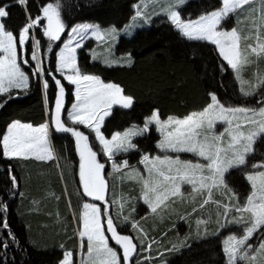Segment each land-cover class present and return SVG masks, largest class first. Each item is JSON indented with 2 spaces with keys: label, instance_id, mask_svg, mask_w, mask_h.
I'll use <instances>...</instances> for the list:
<instances>
[{
  "label": "snow or ice",
  "instance_id": "snow-or-ice-1",
  "mask_svg": "<svg viewBox=\"0 0 264 264\" xmlns=\"http://www.w3.org/2000/svg\"><path fill=\"white\" fill-rule=\"evenodd\" d=\"M18 2L27 7V0ZM185 3L186 0H153L154 6L149 11L146 0H138L131 23L102 27L94 22L66 24L62 16L65 6L61 0H53L42 6V16H29L26 25L16 30L10 29L7 26L9 21L4 19L10 16L9 5L0 6V94H7L6 99L0 101V107L13 95H19L14 89L27 90L32 75L47 90L49 79L45 74L53 71L61 74L60 78L51 77L58 95L54 97L50 120L39 126L18 119L12 121L0 140L2 155L58 161L50 131L67 133L74 139V151L79 157L81 195L94 201L84 202L78 216L74 213L79 222V248L85 257L80 264H140L138 243L141 251H147L155 240L144 248L147 232L139 220L131 216L135 207L131 206L128 214H124V205L141 199L151 214L162 216L178 201L183 202L185 195L195 200L196 194L202 199L193 206L192 212L197 207L203 209L210 201L217 206L214 221L217 227L212 230L207 227L211 217L208 220L197 218V234L207 237L211 232L212 236H217L221 229L229 228V233L222 238L225 264H264V153L258 160L253 155L258 141L264 146V72L258 70L254 79L242 75L245 66L258 64L264 57V0H222V6L196 18L182 16ZM161 14L186 40L215 46L218 56L227 62L219 63L220 72L226 73L229 68L233 71L239 93L245 99L231 103L227 93L222 98L213 88L209 91L210 102L199 111L183 117L169 115L161 118L159 109H155L145 117L142 126L133 124L123 131L111 133L109 138L101 130L105 117L111 114L114 105L132 108L134 97L125 94L121 85L105 82L100 75L83 71L77 49L91 36L107 45L105 51L109 56L103 60L107 66L130 67L134 63L132 53H126V58H112V44L121 32L132 35L137 27L150 25L153 16ZM230 16L233 26L230 29L222 27ZM42 20H46V24H42ZM241 21H247L246 32H242ZM37 25L43 28V34L50 42L60 41L68 29L66 40L62 46L57 45L59 51L53 54L54 69L44 67L39 55L40 41L30 39L31 30ZM253 40L254 43L249 42ZM48 51L53 52L52 43L48 44ZM28 52L30 59L36 61L34 66L29 63ZM192 58L195 59V54ZM22 65H29L30 71ZM62 79L75 86V101L66 113V89ZM249 98H254V102ZM218 123L223 125L220 131L217 130ZM152 125L159 133L157 148L160 152L156 155L141 152L137 163L143 165L142 172L129 163L127 154L138 149L134 138L145 135ZM79 126H86L90 131L86 134ZM90 136L93 137L91 141ZM182 154H191V158ZM109 163L112 171L108 175L114 177L111 182L105 174V165ZM235 173L246 177L249 187L243 192L230 184ZM10 179L12 186L18 189L17 177L10 175ZM125 180L138 183V196H129L123 191L117 193V181L122 184ZM214 190L222 199H214ZM16 194L9 193L10 196ZM18 194L23 196L22 192ZM111 205H117L115 216L110 210ZM0 208L6 211L7 203L0 200ZM187 215L190 213L181 218ZM122 224H128V228L118 231ZM201 224L205 225L202 232ZM232 225L239 227V234L230 227ZM0 227L7 231V236L0 238V249H6L9 240L15 244L18 238L11 231L6 217L0 220ZM129 230L137 233V242H134L133 235L122 234ZM254 235L257 239L250 243ZM110 239L120 246L122 253L110 246ZM172 247L175 249L178 245ZM0 264H3L2 257ZM59 264H73V252L66 249Z\"/></svg>",
  "mask_w": 264,
  "mask_h": 264
},
{
  "label": "trees",
  "instance_id": "trees-1",
  "mask_svg": "<svg viewBox=\"0 0 264 264\" xmlns=\"http://www.w3.org/2000/svg\"><path fill=\"white\" fill-rule=\"evenodd\" d=\"M137 1L61 0L65 6L62 9V16L68 25L94 22L102 27L112 24L120 27L128 24L134 16V4ZM47 2L53 0H27L26 8L19 4L18 0H0V6L9 5L10 16L4 19L9 21L7 26L10 29L16 30L26 25L29 16L33 18L37 15L42 16V6ZM220 6L222 0H191L181 12L182 16L191 15L192 18H196ZM41 23L46 24V20H42ZM227 23L229 25L226 28L230 29L234 23L231 16ZM36 35L42 50L47 49L49 43L43 34V28L39 25L36 26ZM118 51L122 54L131 52L134 63L130 67L108 68L92 63L86 50L80 52L79 64L83 71L100 75L105 82L121 85L125 94L134 97L131 109L117 108L106 121L103 128L106 136L110 137L111 133L123 131L133 124L142 126L145 117L155 109H159L161 118H167L169 115L183 117L193 111H199L210 102L209 91L213 88L222 98L227 93L231 103H239L245 99L238 96V85L230 68L226 73L220 72L219 63L226 62L218 56L215 46L208 42L186 40L165 18L156 20L150 28L138 31L130 39L122 38ZM193 54L195 59L192 58ZM27 55L30 65L34 66L35 62L30 59V52ZM43 60L46 69H54V55ZM22 66L26 71H30L29 65ZM259 71L264 72V67ZM45 75L49 79L47 96L42 83L32 75L30 88L26 91H14L19 95H13L0 107V140L6 133L8 125L14 120L18 119L34 126L47 121L46 99L48 97V108L51 109L56 94V86L51 77L54 75L60 78V75L55 71ZM61 82L64 83V79ZM221 83L223 87H220ZM67 87L70 91L71 104L72 88L69 85ZM6 96L0 95V101L5 100ZM249 99L254 102V98ZM158 139L159 135L151 128L144 136L135 140L138 149L129 152L127 158L137 164L141 152H157ZM53 141L59 164L55 160L4 157L0 143V200L8 205L6 211L0 208V220L6 217L11 231L18 238L15 244L9 240V246L0 249L3 264H59L66 249L75 254L78 251L79 241L73 212L81 210L83 198L77 181L74 144L69 136L55 131ZM255 148L254 156L258 160L261 153H264V146L258 141ZM10 175L17 177L18 189L12 186ZM113 179L112 176L111 181ZM237 179H240L242 187H248L246 177L240 173L232 176L230 184ZM124 189L118 186L117 193L121 191L125 193ZM10 192L17 194L10 196ZM20 192L23 196L18 194ZM128 205V209L124 210L126 214L133 206L132 202ZM192 208L193 206L185 208L178 217L168 219L165 223L158 221L140 223L147 232V236L144 237V248L155 240L151 249L147 251H141L138 243L140 264H161L162 261L165 264L215 263L209 258H205L203 262L202 257L197 258L192 253L196 246L201 247L206 241L196 243L192 239L187 241L181 238V230L178 227L183 223L181 217L189 213L201 217L203 212L199 207L192 212ZM131 216L135 218V211ZM207 217V220L209 217L215 220L214 209ZM190 222L193 223L192 220ZM194 230L195 228L191 229L192 232ZM130 233L136 240L137 233L135 231ZM5 236L7 231L0 227V238ZM173 244L178 247L174 249ZM219 264H224V260L222 259Z\"/></svg>",
  "mask_w": 264,
  "mask_h": 264
},
{
  "label": "rangeland",
  "instance_id": "rangeland-1",
  "mask_svg": "<svg viewBox=\"0 0 264 264\" xmlns=\"http://www.w3.org/2000/svg\"><path fill=\"white\" fill-rule=\"evenodd\" d=\"M191 0H186V3L185 5H183L182 9L190 2ZM138 2V1H137ZM136 2V3H137ZM147 4H148V10L151 11L152 8H153V0H146ZM161 2H163V0H161ZM135 3V4H136ZM134 4V5H135ZM181 9V10H182ZM135 15V13H134ZM160 18H164L163 15H156V16H153L152 18V23L150 25H144L142 27H137L133 34L132 35H127L125 34L124 32H121L118 36V38L116 39V41L112 44V47H111V56L112 58H120V57H125V54H122L118 51V46H119V43H120V40L122 38H132L135 36V34L140 31V30H143V29H148L150 28L154 22ZM132 21L130 20L129 23H131ZM128 23V24H129ZM247 24V21H241V29H242V32H246L247 31V28L245 27V25ZM229 25V23L226 22L223 23L221 26L222 27H227ZM32 31V38H35V39H38L37 38V35H36V27L31 30ZM68 29L66 28L65 32L61 35V40L60 41H55V42H50L47 38V41L48 43H52L53 45V52L50 53L48 51V48L45 49V50H42V47L40 45V58L43 62V65H44V58L46 59H49L52 57V55L54 53H57L59 51V47H57V45L59 46H62V42L64 40H66L67 36H68ZM249 42H252L254 43V40L253 41H249ZM242 43H244L242 41ZM107 48V45L103 42H100V41H96L95 38L89 36L83 43V46L78 48L77 49V53H78V62H80V52L82 50H86L91 58V61L92 63H98V64H101L105 67H108V68H113V67H129L127 65H117V64H113L112 66H107L103 60L108 58L109 56V53L105 51V49ZM36 63V61H34ZM226 62V61H225ZM227 63V62H226ZM23 67V66H22ZM261 67H264V57L261 58V60L259 61L258 64H252V65H247L245 66V68L242 70V75L245 77V78H249V79H254V74L261 68ZM231 70V69H230ZM232 71V70H231ZM233 72V71H232ZM59 75H61L59 72H58ZM234 75V73H233ZM236 81V79H235ZM42 83V82H41ZM64 84H67L69 85L71 88H72V94H73V102L75 101V94H74V88L75 86L72 85L70 82H68L66 79H64ZM236 84L238 85V96L239 97H242L244 98L240 93H239V84L238 82L236 81ZM30 85H31V79H30ZM67 87V86H65ZM30 88V87H29ZM28 88V89H29ZM68 88V87H67ZM27 89V90H28ZM57 89V87H56ZM44 90V89H43ZM49 90V87L47 90H44L45 92V95L47 96V91ZM13 91H26L24 89H14ZM70 92V91H69ZM0 95H7V94H0ZM56 96V94H55ZM72 102V103H73ZM54 103V102H53ZM71 103V104H72ZM71 104L69 105L68 110H70V107H71ZM46 109H47V112H48V116H47V121L50 120V117H51V114H52V111H54V109H49L48 106H49V102H48V97L46 99ZM117 108H121V109H125L119 105H114L113 108H112V112L109 116L105 117V122H104V126H105V123L106 121L111 117V115L113 114L114 110L117 109ZM131 109V108H130ZM52 110V111H50ZM127 110V109H126ZM66 111V112H67ZM46 121V122H47ZM34 126V125H33ZM104 126L102 127V131H103V128ZM79 127H84L85 129H87L86 126H79ZM153 128L156 132V134L159 135V133L156 131V128L154 125L150 126L149 130ZM223 128V125L221 123H218L217 124V130L220 131L222 130ZM89 130V129H87ZM148 130V131H149ZM7 131V130H6ZM90 131V130H89ZM6 134V133H5ZM50 135L53 139V131H50ZM106 135V134H105ZM144 136V135H143ZM138 137H141V136H137L134 138V143H135V140L138 138ZM110 138V137H109ZM54 143V141H53ZM54 147H55V151H56V146H55V143H54ZM256 147V145H254V148ZM158 149V148H157ZM135 150V149H134ZM133 151V150H132ZM255 151H256V148H255ZM160 150L158 149L157 152L155 153H151V152H148L149 154L151 155H156V154H159ZM255 154V152L253 153V155ZM56 155H57V151H56ZM183 156H187L188 158H191V154H182ZM58 157V155H57ZM8 158V157H7ZM16 158H22V157H16ZM251 158V157H250ZM29 159V158H27ZM30 159H35V157H30ZM117 159H120L119 157H117ZM58 164H59V157H58V161L55 160ZM102 162H103V159H102ZM129 163L131 165H136L137 167H139L141 169V171L143 172L144 169H143V165L141 164H136V162L132 161L129 159ZM78 167V166H77ZM108 167H109V173H111L112 169L110 167V163L109 164H106L105 165V174H106V178L107 179H110V182H111V175H108L109 173L106 172V170H108ZM62 172V170H60ZM76 175H77V181H78V168H77V172H76ZM248 184V183H247ZM232 186H235L238 188V190H240L241 192H243L245 189H247L249 187V185H247L248 187H242L241 186V181L240 179H237L235 180L233 183H231ZM120 187V189H123L125 188L124 190L125 191V194L129 195V196H133V197H136L138 196L139 194V185L138 183H136L135 181H132V180H125L122 184L120 183V181H117V187ZM79 189H80V194H81V191H82V186L79 185ZM82 196V195H81ZM213 197L214 199H222V197H220L219 193L216 192L215 190L213 191ZM82 198H84L82 196ZM202 199V196L200 194H196L195 196V200H193L190 196L188 195H185V197L183 198V202H180L178 201L174 206L173 208L171 209H168L166 210L162 216L161 215H156V214H151L150 213V210H147L146 206L143 204V201L141 199H136V200H132L130 201L129 203L132 202L133 206L135 207V218L139 220V222L142 224V223H147L149 221H154V222H159V223H165L168 219H171L173 217H178L180 215V213L187 207H192L194 206L198 201H200ZM84 202H94L92 200V198H87V200L84 198L83 200V203ZM82 203V204H83ZM99 203H103V202H99ZM128 203V204H129ZM81 204V205H82ZM128 204H125L124 205V208H123V212L125 209H128L129 205ZM116 209H117V205H111V208L110 210L112 211L113 215L115 216V213H116ZM214 209L215 211V215L217 214V206L212 203L211 201L209 202V204L205 205L203 209H200V210H203V212L201 213V217H198L196 215H193V213H190V215H188L185 218H182V224L178 225V227L180 228V235H181V238L182 240L183 239H187L188 240H194L196 243L197 242H201V241H206L205 243H203L204 245H201L200 246H196L194 251L192 252L193 255L195 257H202L203 258V262H204V259L206 258H209L211 260H213L215 263L214 264H219L221 262V260L223 259L224 260V264H225V257H224V254L222 252V238L225 237L228 233H229V228H224V229H221L220 230V233L219 235L217 236H212L211 235V232L209 233V235L207 237H204L203 235H198L197 234V225H196V219L197 218H201V219H204V220H207V215L209 214V212ZM82 211V207H81V210L78 211L76 214V216H78ZM159 211V210H158ZM126 214V213H124ZM73 216H74V212H73ZM76 216H74V223H75V227H76V231H77V236H78V220L76 218ZM141 217H144L143 219H141ZM216 219V217H215ZM190 220L193 221L190 222ZM215 220L212 219L211 221L208 222L207 224V227L212 230V229H215L217 227V225L215 224L214 222ZM119 223V221H117ZM121 226H125L126 228H128V224H122ZM183 226V227H182ZM204 224H201L200 225V230L202 232L203 228H204ZM232 229L236 230L237 231V234H239V227L238 226H235V225H232L230 226ZM195 228V230L192 232L191 229ZM132 230H129L127 232H131ZM259 234V233H258ZM257 234V235H258ZM107 235V234H106ZM197 237V239H196ZM134 238V237H133ZM257 237L256 235L253 236L252 240L249 241L250 243L253 242V241H256ZM181 240V241H182ZM78 241H79V236H78ZM134 242H136L135 238H134ZM152 242V241H151ZM85 254H86V248H85ZM82 258H85L84 256H82L81 254V251H80V248H79V244H78V251L77 253H73V264H80V261ZM137 257L135 256L134 254V257L133 259L135 260Z\"/></svg>",
  "mask_w": 264,
  "mask_h": 264
},
{
  "label": "flooded vegetation",
  "instance_id": "flooded-vegetation-1",
  "mask_svg": "<svg viewBox=\"0 0 264 264\" xmlns=\"http://www.w3.org/2000/svg\"><path fill=\"white\" fill-rule=\"evenodd\" d=\"M65 86H67L66 84H64ZM67 88V87H66ZM67 90V92H66V95H65V105H64V112L66 113V111H67V109H68V107H69V105H70V95H69V91H68V89H66ZM56 95H58V88L56 89ZM52 110L54 109V103L52 104V108H51ZM80 130H82V131H85V133L86 134H88V132H89V130H87V129H85L84 127H80ZM61 135H64V136H69L70 138H71V135L70 134H67V133H60ZM72 139V142H73V144H74V139L73 138H71ZM89 139H90V141L93 139V137L92 136H90L89 137ZM75 156H76V158H77V166H78V160H79V157H78V155L76 154V152H75ZM78 168V167H77ZM109 167H108V170H106V172L107 173H109ZM110 181V180H109ZM79 184V183H78ZM85 198V197H84ZM84 198H83V200H84ZM86 200H87V198H85ZM83 200H82V203H83ZM114 222H116L117 223V220H114ZM122 228H126L125 226H120V227H118V231H121V229ZM106 234L110 237V235H109V233H107L106 232ZM122 234H130L131 235V233L130 232H122ZM109 243H110V246H113V247H116V249H117V251H118V253H122V249L120 248V246H117L115 243H113L112 241H111V239L109 240Z\"/></svg>",
  "mask_w": 264,
  "mask_h": 264
},
{
  "label": "water",
  "instance_id": "water-1",
  "mask_svg": "<svg viewBox=\"0 0 264 264\" xmlns=\"http://www.w3.org/2000/svg\"><path fill=\"white\" fill-rule=\"evenodd\" d=\"M65 89H67L66 87H65ZM66 92H67V90H66ZM65 105V104H64ZM109 235L111 236V234L109 233ZM113 243H115V241L114 240H111ZM118 246V245H117Z\"/></svg>",
  "mask_w": 264,
  "mask_h": 264
}]
</instances>
